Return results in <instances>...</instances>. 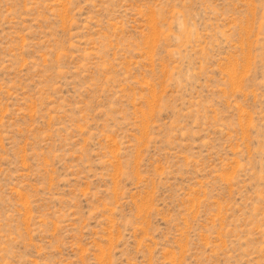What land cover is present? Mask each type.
I'll list each match as a JSON object with an SVG mask.
<instances>
[{
	"label": "rangeland",
	"instance_id": "374dc122",
	"mask_svg": "<svg viewBox=\"0 0 264 264\" xmlns=\"http://www.w3.org/2000/svg\"><path fill=\"white\" fill-rule=\"evenodd\" d=\"M0 264H264V0H0Z\"/></svg>",
	"mask_w": 264,
	"mask_h": 264
}]
</instances>
